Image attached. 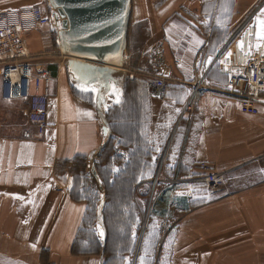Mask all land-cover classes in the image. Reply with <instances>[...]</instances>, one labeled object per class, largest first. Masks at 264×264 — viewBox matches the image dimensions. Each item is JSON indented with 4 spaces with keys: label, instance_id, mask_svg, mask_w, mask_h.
I'll return each mask as SVG.
<instances>
[{
    "label": "crops",
    "instance_id": "crops-1",
    "mask_svg": "<svg viewBox=\"0 0 264 264\" xmlns=\"http://www.w3.org/2000/svg\"><path fill=\"white\" fill-rule=\"evenodd\" d=\"M42 1L0 0V13ZM207 1L204 12L180 3L177 13L182 19L176 21L177 0H132L125 68L135 78L128 82L127 93L130 97L131 82L143 86L146 97L164 108L168 103L163 110L175 117L167 176H192L205 163L231 169L224 191L206 206L197 203L201 197L197 192L191 205L165 209L170 220L156 221L154 211L148 230H157L159 236L149 239L155 243L144 242V247L157 246L156 264H264V102L259 103L258 114L243 112L237 98L222 92L228 78L219 72V64L212 67L206 87L195 86L201 63L212 66L257 0H236L233 15L227 17L214 0ZM142 22L149 26L145 39L140 30H133ZM254 23L257 40L264 44V11L256 12ZM43 27L48 25L39 28ZM39 28L27 35L28 49L53 55L49 63V56L39 62L49 64L57 78L44 135L39 136L27 118V100L2 97L0 75V264H104L102 255L83 253L89 240L82 236L88 209L72 198L58 177L70 159L79 155L90 159L103 142L102 123L93 97L70 82L59 45L60 28ZM155 74L166 80L163 98L151 93L149 83ZM125 98L126 93L112 103L108 116L119 111ZM22 116L26 118L21 120ZM182 212L193 215L181 219ZM103 222L106 234L104 218ZM100 241L105 248L107 239Z\"/></svg>",
    "mask_w": 264,
    "mask_h": 264
},
{
    "label": "rangeland",
    "instance_id": "rangeland-1",
    "mask_svg": "<svg viewBox=\"0 0 264 264\" xmlns=\"http://www.w3.org/2000/svg\"><path fill=\"white\" fill-rule=\"evenodd\" d=\"M235 1L236 0H214V6L216 3L221 15L226 14L227 17V14L228 16L231 14L233 15ZM253 1L255 0H251L250 3ZM263 1L264 0L255 1V4L250 7L247 14L254 13L255 15L258 10L261 12L264 11V3L262 4ZM180 3L186 5V7L189 6L191 9L192 7H202V11L204 12L208 1L177 0V11L173 14V20L175 19L176 21L182 19L181 15L177 13L180 9ZM210 3L213 4V1L210 0ZM34 6L40 7L46 12L49 9L51 12L48 0H43L41 3ZM50 14L53 15V13ZM247 14L245 16H247ZM241 22L242 21L239 22V26ZM50 27L53 26L48 25V27L39 28V30H47L50 29ZM148 29L149 26L147 23L142 22V26H139L138 28L134 27L133 30L134 32L135 30L137 32L140 30L145 39L148 36ZM32 55L38 54L32 53ZM40 55L41 57H46L50 54L43 53ZM52 57L53 55L48 57V63L51 61ZM58 58L61 60V57ZM218 64H220V60L217 56L215 62H213L209 69L207 66H204V72L195 75L196 81L201 77H204L201 88L203 86L206 87L203 83L207 81L212 67L215 65L213 68H218ZM152 77L157 79L163 76L155 74L154 76H151V78ZM130 86L133 90L130 93V97L127 93V87L125 92L126 98L125 101L120 104L119 111L111 113L108 116L112 126L113 139L109 142L107 149L104 152L102 151V154L100 153L98 155L100 159L97 158V160H95V169L93 170V163L90 162L88 155H79L70 159L69 162H66L68 165H64V168L58 175L60 180L66 186L68 192L72 194V198L84 202L88 209L87 220L85 222V232L82 236L86 237L87 235L89 240L84 243L83 248H81L83 253L96 256L102 255L104 264H141L142 257L143 264H156L159 256L157 246L145 245L144 247L143 244V242H147L148 244L154 242L152 241L155 240L154 237L159 236L157 230L152 233L148 230V224L150 223L149 220L152 218L153 212L155 211L154 219L156 221L166 220V218L167 220H170L172 219V216L166 213L165 209L170 205L174 206L176 204L183 206L191 205L193 203L192 199H194L193 196L197 192H199L201 196L197 200V203L206 206L210 200H214L215 197L220 195L219 193L224 191L226 180L231 170L214 169L211 164L205 163L203 165L200 164L199 168H202V170H198L197 174H193L192 176H185L183 178L167 176L166 168L168 166L166 156L174 136L173 133L171 135V131L175 117L173 118V116H171L172 112H170L169 118L168 112L163 110V103L161 105V103H158L159 101H156L151 97L149 98V95L146 97L143 86H137L132 82L130 83ZM146 86L148 87V85ZM220 87L223 88L224 86ZM163 102H166V100H163ZM167 107H169L168 103L165 105V108ZM159 110L163 111L161 115L157 117V112ZM129 114H131L132 118L129 117ZM17 118L19 120V114ZM25 118V116H22L21 120ZM151 136L157 137V141L148 140V137ZM213 171H227L225 181L220 191H212L207 184L197 181L202 180L205 174ZM127 177L129 180L138 181L133 192L134 207L130 211H125L123 207L118 209L121 217L116 221L115 227H121L119 231H113L112 240L109 243L107 254V241L104 243L105 248L102 249L94 244L95 241L101 243L100 240L104 241V239L108 238V232L106 233V238L105 227L103 226L104 222L102 223L104 218V213L102 215V212L107 204L106 202H108L105 182L107 185L109 182L113 183L114 181L118 182L117 184H121L122 180ZM155 180H157V183ZM117 188L119 187H115V189ZM125 190L126 193L123 196L122 203L126 202L125 196L129 193V190H132V187H127ZM122 215H124V217ZM191 215H193L192 212H182L179 214L181 219L185 217H189L188 219H190ZM120 220H124L122 225ZM96 230H98L99 235L101 230L103 231V236L100 235L101 239H99ZM141 236L142 243L139 248ZM149 239L152 240L149 241ZM138 248L139 253L137 255ZM140 250L142 251L141 253ZM136 256L137 260L135 261Z\"/></svg>",
    "mask_w": 264,
    "mask_h": 264
},
{
    "label": "built area",
    "instance_id": "built-area-1",
    "mask_svg": "<svg viewBox=\"0 0 264 264\" xmlns=\"http://www.w3.org/2000/svg\"><path fill=\"white\" fill-rule=\"evenodd\" d=\"M47 12L40 7L29 6L0 13L2 97L11 101H28L27 118L36 125L39 136L44 135L49 124L52 86L57 78L49 64L39 62L41 55H32L29 51L27 35L46 25L60 28V17L52 9ZM253 16L254 13L243 16L240 26L218 55V69L228 78L222 92L237 98L243 112L255 115L260 112L259 103L264 102V44L257 40ZM203 72L202 62L197 75ZM202 79L204 77L196 81V90L201 87ZM149 86L154 97L165 96L167 83L164 77L152 80ZM226 173L208 172L197 181L204 182L212 191H220Z\"/></svg>",
    "mask_w": 264,
    "mask_h": 264
},
{
    "label": "water",
    "instance_id": "water-1",
    "mask_svg": "<svg viewBox=\"0 0 264 264\" xmlns=\"http://www.w3.org/2000/svg\"><path fill=\"white\" fill-rule=\"evenodd\" d=\"M48 3L61 19L59 45L70 82L79 92L93 97L102 123L103 142L90 157L94 164L113 137L108 119L112 103L124 98L129 80L135 78L125 68L132 0H48ZM81 86L89 90L84 91ZM92 88L96 91H91ZM141 239L142 236L139 248Z\"/></svg>",
    "mask_w": 264,
    "mask_h": 264
},
{
    "label": "trees",
    "instance_id": "trees-1",
    "mask_svg": "<svg viewBox=\"0 0 264 264\" xmlns=\"http://www.w3.org/2000/svg\"><path fill=\"white\" fill-rule=\"evenodd\" d=\"M111 139H113V138H111ZM108 145L103 150V152L107 149ZM97 158L100 159L99 156ZM64 165L67 166L68 164L65 163ZM63 168H64V166L61 169H63ZM117 183L118 182L114 181L113 183L109 182L108 185H107V183L105 182V186H106V190H107V194H108V199H107L108 202H106L107 204L104 207L103 213H104V220H105V224H106V228H107V232H108V238H107V243H106V253L107 254H108L109 243L112 240L113 231L114 230L119 231L120 227H121V226L117 227V228L115 227L116 221L118 219H120V217H121L119 215L118 209L120 207H123V209L125 211H127V210L130 211L134 207L133 192H134V188L137 185L138 181L129 180L128 177H127V178L122 180L121 184H117ZM130 186L132 187V190H129V193L126 194V196H125L126 202L122 203L123 202V196L126 193L125 189H127V187L129 188ZM115 187H119V188L115 189ZM113 190H114V192H113L114 194L112 193ZM112 195H114V196H112ZM115 211H117V212H115ZM122 216L124 217V215H122ZM94 220H96V219H94ZM120 222H121V225H122L124 220H120ZM94 244L96 246H98V248H100V249L103 248V245H101V243H99L98 241H95ZM143 244H144V242H143ZM141 252L142 251L140 250V253Z\"/></svg>",
    "mask_w": 264,
    "mask_h": 264
},
{
    "label": "snow or ice",
    "instance_id": "snow-or-ice-1",
    "mask_svg": "<svg viewBox=\"0 0 264 264\" xmlns=\"http://www.w3.org/2000/svg\"><path fill=\"white\" fill-rule=\"evenodd\" d=\"M229 55H230V53H229ZM81 87H83L84 91H88L89 90L87 87H84V86H81ZM91 91H96V89L92 88ZM88 115H91V113H88ZM100 235L103 236V231L102 230L100 232ZM141 264H143V257L141 258Z\"/></svg>",
    "mask_w": 264,
    "mask_h": 264
},
{
    "label": "bare ground",
    "instance_id": "bare-ground-1",
    "mask_svg": "<svg viewBox=\"0 0 264 264\" xmlns=\"http://www.w3.org/2000/svg\"><path fill=\"white\" fill-rule=\"evenodd\" d=\"M202 81V80H201Z\"/></svg>",
    "mask_w": 264,
    "mask_h": 264
}]
</instances>
